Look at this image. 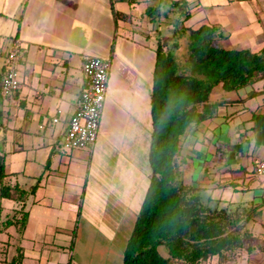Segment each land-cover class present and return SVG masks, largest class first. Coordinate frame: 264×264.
I'll return each mask as SVG.
<instances>
[{"label": "crops", "instance_id": "0c3cea01", "mask_svg": "<svg viewBox=\"0 0 264 264\" xmlns=\"http://www.w3.org/2000/svg\"><path fill=\"white\" fill-rule=\"evenodd\" d=\"M173 1L0 0V84L15 48L20 78L11 97L0 91L2 185L27 192L37 183L32 195L0 198V253H11L10 264L122 263L151 175L155 50L178 31ZM185 1L190 12L222 17L205 25L230 32L224 49L264 47V0ZM158 5L152 20L147 8ZM96 57L112 62L98 138L92 150L66 151L81 66ZM207 107L212 116L180 138V178L212 210L250 211L253 251L223 264H264V175L255 172L264 162V78L237 91L216 86Z\"/></svg>", "mask_w": 264, "mask_h": 264}, {"label": "trees", "instance_id": "16d2710c", "mask_svg": "<svg viewBox=\"0 0 264 264\" xmlns=\"http://www.w3.org/2000/svg\"><path fill=\"white\" fill-rule=\"evenodd\" d=\"M171 4L177 9L176 22L190 18L185 0ZM146 13L155 20L160 15L159 5L147 8ZM185 31L191 40L190 59L214 78L203 81L179 74L173 53L179 44L173 43L170 52L161 40L157 41L151 86V175L121 264H201L212 259L223 264L244 250L253 251L249 243L253 221L250 211L210 209L197 188L182 182L177 155L185 131L212 116L207 104L216 86L231 92L264 78V47L258 53L220 48L215 44L219 38L215 26L204 24ZM3 178L0 168V198H13L11 192L21 197L32 195L37 188L36 183L27 192L20 191L17 185H2ZM24 208L22 205L20 209L21 226L27 220Z\"/></svg>", "mask_w": 264, "mask_h": 264}, {"label": "built area", "instance_id": "2783aa9c", "mask_svg": "<svg viewBox=\"0 0 264 264\" xmlns=\"http://www.w3.org/2000/svg\"><path fill=\"white\" fill-rule=\"evenodd\" d=\"M18 57L17 48L6 57L0 84L4 97H11L19 89ZM111 66L112 62L108 58H87L82 63L84 89L78 98L77 110L68 122L62 142L64 150H92L95 146L106 103ZM53 121L57 122V119ZM255 172L264 175V162L257 164Z\"/></svg>", "mask_w": 264, "mask_h": 264}, {"label": "rangeland", "instance_id": "374dc122", "mask_svg": "<svg viewBox=\"0 0 264 264\" xmlns=\"http://www.w3.org/2000/svg\"><path fill=\"white\" fill-rule=\"evenodd\" d=\"M206 3H216L217 5H224L226 4V0H203ZM202 1V2H203ZM191 17L185 21H182L179 23L177 27L178 31L176 32L175 35H173L170 31L169 36L167 37V49L170 52L172 51V45L173 43H178L180 45V52L176 55V60H177V69L178 73L181 75L185 76H194L200 80L203 81H210L214 78V75L212 74L209 76L206 72L204 73L203 70H200L201 68L199 66H196L192 60L190 59V38L188 31H185L186 29H197L200 26L204 24H209L213 20V18H218L221 19L222 17H216V16H209L206 14V11L203 9H192L191 10ZM166 19L168 18L169 22H172L173 15L165 17ZM222 25V24H221ZM162 28L165 29L163 26ZM218 41H217V46L220 48H226V42H224L227 37L229 36L230 32H227V29L225 26H218ZM174 53V52H173ZM212 71V70H209ZM213 73V72H211ZM20 179V178H19ZM22 180L20 181V184ZM219 194H224L223 191L219 192ZM15 230L14 226H11L9 228V233L12 234ZM14 238H16V235H13ZM13 242L14 240H9ZM245 251V250H244ZM160 253L163 256L165 255V251L163 249H160ZM11 259V253L7 254H1L0 253V260L7 261V262H0V264H10L9 260ZM201 264H219L216 259H213L209 262H203Z\"/></svg>", "mask_w": 264, "mask_h": 264}]
</instances>
